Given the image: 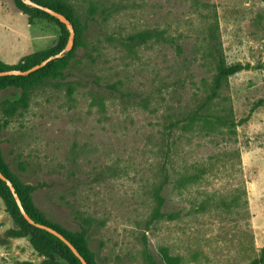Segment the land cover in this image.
<instances>
[{
	"label": "rangeland",
	"instance_id": "rangeland-1",
	"mask_svg": "<svg viewBox=\"0 0 264 264\" xmlns=\"http://www.w3.org/2000/svg\"><path fill=\"white\" fill-rule=\"evenodd\" d=\"M62 1L82 28L66 67L0 88L30 205L94 264H264V0ZM59 38L0 0V62ZM220 59L249 67L216 84ZM44 259L0 189V264Z\"/></svg>",
	"mask_w": 264,
	"mask_h": 264
},
{
	"label": "trees",
	"instance_id": "trees-1",
	"mask_svg": "<svg viewBox=\"0 0 264 264\" xmlns=\"http://www.w3.org/2000/svg\"><path fill=\"white\" fill-rule=\"evenodd\" d=\"M33 1L38 4L45 5L51 8L52 10L63 14L67 19H69V21L73 25L74 33H75L74 46L70 51L65 52L62 56H59L57 58H52L45 65L28 73L27 75L0 76V88H3L7 85H14V86H18L21 88H28L42 77L56 76L58 72H60L63 68L66 67V65L68 64V62L74 55L75 45H78L80 42L79 39L82 33V28L78 20L75 18L72 8L68 4H66L62 0H33ZM15 3H16L17 8L21 12L26 14L30 21L34 19L35 20L39 19V20L55 22L60 28V38L55 48L51 50H47V51H37V52L24 55L14 65L13 64L9 65V64L0 62V71L8 70V69L26 70L36 64H39L41 61L45 60L47 57L53 56L59 53L62 50V48L65 47V44L68 38V31L65 25L60 23L58 19H56L55 17H53L46 11L36 8V7H32L30 5H27L22 0H15ZM217 67H218L219 75L215 79L216 84H218V77L229 76L231 74L239 72L240 70L248 68L249 64L247 63L245 65H242L240 63H233V64L228 65L225 63L224 60L220 59ZM0 171L12 181L15 191L18 194V197L21 201V204L25 212L35 222L43 223V224H46V225H49L55 228L57 231L62 233L64 237H66L75 246V248L80 253V255L86 260L87 264H94L91 256L89 255L88 251L86 250L81 240L67 235L66 233L60 231L58 228L50 225L45 220H43V218L37 213V211L30 205L26 195L19 188V186L15 183V181L13 180L11 175L8 173V171L6 170V167L3 165L1 160H0ZM0 189L8 197L12 208L16 210V212L22 217L9 188L7 187L6 183L2 181L1 179H0ZM27 234L29 235L30 243L32 247L36 250L38 254L43 255L45 257V259L40 264H57L54 261L49 259V256L51 255L53 251L54 245L66 251L72 257L73 261L76 264H81L79 259L73 255L70 249L60 239H58L53 234L47 232L46 230L30 225L27 222ZM165 258L168 260V262H172V264L176 263L175 261L176 259L174 257H172V259L169 257H165Z\"/></svg>",
	"mask_w": 264,
	"mask_h": 264
},
{
	"label": "water",
	"instance_id": "water-1",
	"mask_svg": "<svg viewBox=\"0 0 264 264\" xmlns=\"http://www.w3.org/2000/svg\"><path fill=\"white\" fill-rule=\"evenodd\" d=\"M22 1L27 5H30L32 7H36V8H39V9L46 11L47 13H49L50 15H52L53 17L58 19V21L60 23L65 25V27L68 31V38H67L65 47L59 53H57L53 56L47 57L45 60L41 61L39 64H36V65L26 69V70H19V69L2 70V71H0V76H4V75H27L28 73H30V72L38 69L39 67L45 65L52 58H57L59 56H62L65 52L70 51L73 47L75 33H74L73 25L69 21V19H67L63 14L56 12V11L52 10L51 8L45 6V5L38 4V3L34 2L33 0H22ZM0 179L6 183L7 187L9 188V190H10V192H11V194H12V196H13L16 204H17V207H18L20 214L30 225H33V226L38 227L40 229H44L47 232L56 236L70 249V251L73 253V255L79 259L81 264H87L86 260L80 255V253L77 251L75 246L66 237H64V235L62 233H60L55 228H53L49 225L39 223V222H35L25 212V210L21 204V201L18 197V194L15 191V188L13 186L12 181L8 177H6L1 171H0Z\"/></svg>",
	"mask_w": 264,
	"mask_h": 264
}]
</instances>
